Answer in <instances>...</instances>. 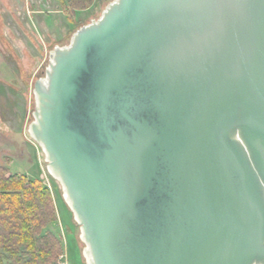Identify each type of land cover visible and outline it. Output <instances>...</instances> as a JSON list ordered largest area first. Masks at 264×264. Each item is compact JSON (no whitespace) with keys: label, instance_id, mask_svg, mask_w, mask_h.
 Instances as JSON below:
<instances>
[{"label":"water","instance_id":"95a60500","mask_svg":"<svg viewBox=\"0 0 264 264\" xmlns=\"http://www.w3.org/2000/svg\"><path fill=\"white\" fill-rule=\"evenodd\" d=\"M50 58L29 134L86 264H264V0H113Z\"/></svg>","mask_w":264,"mask_h":264},{"label":"rangeland","instance_id":"374dc122","mask_svg":"<svg viewBox=\"0 0 264 264\" xmlns=\"http://www.w3.org/2000/svg\"><path fill=\"white\" fill-rule=\"evenodd\" d=\"M111 1L94 0L73 10L61 0H0V166L38 177L50 188L58 222L49 229L61 238L63 264H86V245L60 182L29 134L33 84L45 78L53 48L67 46L73 33L98 19Z\"/></svg>","mask_w":264,"mask_h":264},{"label":"trees","instance_id":"16d2710c","mask_svg":"<svg viewBox=\"0 0 264 264\" xmlns=\"http://www.w3.org/2000/svg\"><path fill=\"white\" fill-rule=\"evenodd\" d=\"M94 0H61L84 8ZM0 166V264H56L62 254L52 192L38 177L8 173Z\"/></svg>","mask_w":264,"mask_h":264},{"label":"built area","instance_id":"2783aa9c","mask_svg":"<svg viewBox=\"0 0 264 264\" xmlns=\"http://www.w3.org/2000/svg\"><path fill=\"white\" fill-rule=\"evenodd\" d=\"M63 260H62V254L58 257L57 263L56 264H63Z\"/></svg>","mask_w":264,"mask_h":264}]
</instances>
